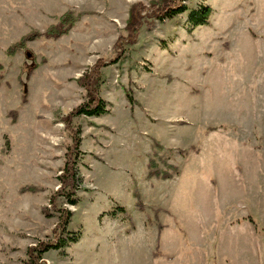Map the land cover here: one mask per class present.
Listing matches in <instances>:
<instances>
[{
	"label": "rangeland",
	"instance_id": "rangeland-1",
	"mask_svg": "<svg viewBox=\"0 0 264 264\" xmlns=\"http://www.w3.org/2000/svg\"><path fill=\"white\" fill-rule=\"evenodd\" d=\"M139 1L149 6L0 0V264H27L28 248L53 237L58 219L45 209L72 144L62 118L85 101L78 79L101 59L112 114L75 118L80 203H58L81 239L43 263L264 264V0H204L210 25L191 31L186 14L144 25L119 56ZM68 11L91 14L59 40L7 55Z\"/></svg>",
	"mask_w": 264,
	"mask_h": 264
},
{
	"label": "trees",
	"instance_id": "trees-1",
	"mask_svg": "<svg viewBox=\"0 0 264 264\" xmlns=\"http://www.w3.org/2000/svg\"><path fill=\"white\" fill-rule=\"evenodd\" d=\"M191 0H150L149 6H145L139 1L133 4L129 11L126 30L129 32L128 37L120 36L115 45V49L119 50V56L126 46H134L136 39L140 35L141 28L146 25L148 30H152L157 22L165 23L169 20H174L181 15H187V25L191 31L210 25V19L213 10L209 5L204 4V0L197 7L190 8L188 2ZM88 12L76 13L68 11L58 18V22L48 27L45 31L34 30L24 36L18 43L12 45L7 50V55L15 56L17 53L27 50V43L45 39L59 40L67 36L75 28L81 19L90 15ZM119 62V59L111 61V64ZM105 66V61L101 59L99 63L89 73L78 79V83L86 91L85 101L75 108L69 115L62 118L67 130L70 131L72 144L66 153L65 164L61 175L58 177L60 189L54 193L50 199V206L45 209L47 217H56L58 222L53 230V237L48 241H40L31 246L27 250V264H44L43 259L46 254L51 251H57L66 254V249L78 243L81 239L80 232L72 231L70 225L74 218V213L69 208H60L59 199L63 198L71 207H76L80 203L78 192L81 189L82 178L79 175V164L82 159V130L74 127V120L78 117L101 118L112 114V104L105 101L100 90L104 83V75L102 67ZM32 75V73H30ZM128 101L134 103L133 97L127 95ZM27 94L24 92L22 97V105L27 103ZM14 121L18 116L17 111L10 113ZM158 149H163L159 142H155ZM172 174L167 171L150 170L148 178H157L160 180H168L172 178ZM35 191L34 187L24 188L23 191ZM121 213L126 214L124 208L118 209Z\"/></svg>",
	"mask_w": 264,
	"mask_h": 264
}]
</instances>
